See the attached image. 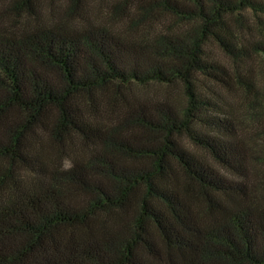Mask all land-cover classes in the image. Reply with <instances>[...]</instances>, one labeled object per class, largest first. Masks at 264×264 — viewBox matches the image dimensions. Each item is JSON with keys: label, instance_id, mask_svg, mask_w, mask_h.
I'll use <instances>...</instances> for the list:
<instances>
[{"label": "trees", "instance_id": "obj_1", "mask_svg": "<svg viewBox=\"0 0 264 264\" xmlns=\"http://www.w3.org/2000/svg\"><path fill=\"white\" fill-rule=\"evenodd\" d=\"M52 1L0 7V264H264V0Z\"/></svg>", "mask_w": 264, "mask_h": 264}, {"label": "rangeland", "instance_id": "obj_2", "mask_svg": "<svg viewBox=\"0 0 264 264\" xmlns=\"http://www.w3.org/2000/svg\"><path fill=\"white\" fill-rule=\"evenodd\" d=\"M10 3H11V0H0V7L6 8ZM34 3L36 5L37 11L39 12L42 19L44 20L48 16H51L53 12H55L56 6L58 7L57 10H59V3L58 2L55 3L52 0H34ZM25 17L26 16H24V18ZM143 90H144L143 92H145L146 94H151V95L162 97L163 93H165L164 90H166V88L163 86H148L147 88H144ZM171 96L174 99V101H176L177 103H179V101L181 100L179 98V92L176 89L174 90Z\"/></svg>", "mask_w": 264, "mask_h": 264}]
</instances>
